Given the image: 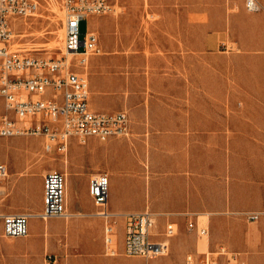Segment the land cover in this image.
Instances as JSON below:
<instances>
[{
    "label": "rangeland",
    "instance_id": "1",
    "mask_svg": "<svg viewBox=\"0 0 264 264\" xmlns=\"http://www.w3.org/2000/svg\"><path fill=\"white\" fill-rule=\"evenodd\" d=\"M110 1L114 12L90 16L81 25V40L86 31L91 32L98 38L100 47V53L90 56L85 68H76L88 79L91 108L125 111L132 122L137 115L151 114V96L194 94L191 88L199 85L204 98V115L225 117V122L226 117L232 116L236 122L235 147L226 162L230 165V198L236 208L224 214L226 219L218 220L214 247L206 245L211 239L209 225L210 233L206 237H199L195 229L192 231L188 227L190 231L185 229L180 236L178 226L174 237H181V243L178 246L169 243L168 255L146 262L142 257L122 254L123 226L117 223L119 254L112 257L101 251L102 255L95 258H113L118 260L117 264H184L188 254L201 257L221 247L229 253L243 255V250L236 248L244 244L247 234H255L258 238L264 231V209L256 208L264 202V180L260 181L264 178V138L243 136L244 124L259 129L264 125V105L243 106L245 100L264 104V59L244 58L233 44L211 39L212 0ZM64 16L61 0H40L36 14L25 19L19 27L20 36L15 46L44 58L61 57ZM218 16L216 11V24ZM216 29H220L219 25ZM196 35H203L205 42L192 41ZM153 56L156 66L160 67L164 58L167 62L170 60L171 69L166 72L158 69L156 74H151ZM163 83L170 84V89L158 87ZM182 84L189 85V90L185 91ZM228 99L235 100L236 104L228 107ZM129 137L130 134L115 138ZM45 141L40 136L0 137V163L8 169L0 188V214L40 212L42 203L37 205L30 196L29 182L35 184L36 191L41 194L45 173L63 172L70 161L85 162L87 140L72 138L67 151L59 153L44 150ZM219 163H224L221 152ZM189 220L199 227L207 224L206 218L193 216ZM34 221V225L40 226L39 230L30 227L27 237L17 239L2 236L0 223V264H91L94 258L88 251L90 247L70 239L63 220ZM49 222L55 228L45 227ZM165 224L157 220V231L163 232ZM251 224L255 226L249 230ZM223 232L228 233L236 248L223 241ZM218 259L221 261L225 257Z\"/></svg>",
    "mask_w": 264,
    "mask_h": 264
},
{
    "label": "crops",
    "instance_id": "2",
    "mask_svg": "<svg viewBox=\"0 0 264 264\" xmlns=\"http://www.w3.org/2000/svg\"><path fill=\"white\" fill-rule=\"evenodd\" d=\"M255 3L257 9L249 10L246 0H212L211 39L217 43L233 44L244 58L264 59V0H255ZM216 11L219 12L218 24ZM216 25L220 29L217 30ZM192 41L202 43L205 39L203 35H196ZM171 67V61L167 62L166 58L161 67L156 66L155 56L151 58V74H156L158 69L166 72ZM158 87L170 89L171 85L163 83ZM181 87L189 90V85L182 84ZM191 90L195 93L151 96V114L137 115L132 122L129 117V138L113 137L106 142L87 139L85 162L70 161L63 168L69 216L55 219L64 221L65 233L70 239L90 247L88 251L94 258L91 264L118 262L113 258L96 259L104 251L103 220L94 215L97 208L89 194V179L100 171L108 175V209L117 223L123 226L126 214L148 208L157 214L161 224L169 221L180 226L181 236L193 216L206 218V227L208 231L209 227L211 229V239L206 245L216 246L218 220L226 219L224 214L236 208L230 198V165L226 164L235 147L236 122L232 116L226 117V122L225 117L205 116L202 89L196 84ZM258 103L257 100H245L243 106L264 105L260 101ZM230 104L234 106L235 100L228 99L227 106ZM262 129L264 125L259 129L244 124L243 136L264 138ZM220 152L223 164L219 163ZM225 179L228 180L226 184ZM263 180L262 177L260 181ZM24 187H27L26 183ZM29 188L30 196L40 205L43 190L38 193L31 182ZM256 208L264 209V202ZM253 226L251 224L249 230ZM223 236L228 246L236 248L227 232H223ZM181 241V237H174L169 243L170 246H178ZM236 249L243 250L241 256L246 264H264V231L258 238L248 233L244 244Z\"/></svg>",
    "mask_w": 264,
    "mask_h": 264
},
{
    "label": "built area",
    "instance_id": "3",
    "mask_svg": "<svg viewBox=\"0 0 264 264\" xmlns=\"http://www.w3.org/2000/svg\"><path fill=\"white\" fill-rule=\"evenodd\" d=\"M64 10L63 53L59 58H44L16 47L19 27L33 17L40 0H0V137L36 136L46 139L44 150L65 152L72 138L84 141L94 138L106 142L130 134L129 116L125 111H96L90 106L88 79L76 68H85L89 57L100 53L98 38L86 31L81 40V25L90 16L114 12L110 0H61ZM249 10L257 9L255 0H246ZM71 55V58H68ZM8 175L0 163V188ZM109 180L106 173L89 179V194L103 220V249L107 256L119 254L117 220L108 209ZM66 177L51 170L43 176L42 210L38 213L0 214L2 236L24 238L29 221L68 218ZM254 218V216H252ZM188 229L199 237L209 234L191 220ZM178 232L174 222L157 231V214L148 208L128 213L123 218L122 254L142 257L146 262L169 253V240ZM224 256V260H219ZM184 264H246L240 253H229L224 247L201 257L188 254Z\"/></svg>",
    "mask_w": 264,
    "mask_h": 264
},
{
    "label": "bare ground",
    "instance_id": "4",
    "mask_svg": "<svg viewBox=\"0 0 264 264\" xmlns=\"http://www.w3.org/2000/svg\"><path fill=\"white\" fill-rule=\"evenodd\" d=\"M61 36L64 38V29L62 30ZM34 220H37V219H34V218L31 219L30 227H31V229L39 230L40 226L34 225V222H35ZM45 227H47V228L52 227V229L55 228V226H49L48 223H46Z\"/></svg>",
    "mask_w": 264,
    "mask_h": 264
}]
</instances>
